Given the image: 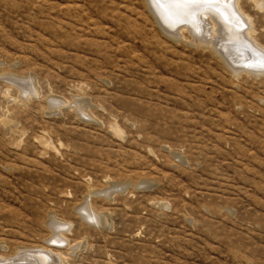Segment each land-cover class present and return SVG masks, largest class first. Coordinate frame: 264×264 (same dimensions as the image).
Listing matches in <instances>:
<instances>
[{"label": "rangeland", "instance_id": "obj_1", "mask_svg": "<svg viewBox=\"0 0 264 264\" xmlns=\"http://www.w3.org/2000/svg\"><path fill=\"white\" fill-rule=\"evenodd\" d=\"M208 1L0 0V264H264V0Z\"/></svg>", "mask_w": 264, "mask_h": 264}, {"label": "bare ground", "instance_id": "obj_2", "mask_svg": "<svg viewBox=\"0 0 264 264\" xmlns=\"http://www.w3.org/2000/svg\"><path fill=\"white\" fill-rule=\"evenodd\" d=\"M172 1V0H171ZM177 1V3H178V1H180L182 4L181 5H183V7H185V8H187V9H190V10H192L191 12H193V11H195V10H199V8H197V6L196 5H194V1L195 0H173V3H175V2ZM198 1V0H197ZM207 1V0H206ZM168 2V1H167ZM201 2V1H200ZM203 2L205 3V0H203ZM207 3V2H206ZM212 5V7L213 6H222L221 8H220V11H222V12H224L225 13V15H226V18L228 19V20H230V22L231 23H233V26L234 27H236V29H243V27H244V25L245 26H247L246 25V22H245V19L239 14V12L237 11V7L239 8L240 7V1L239 0H209L208 1V3H207V5ZM178 5H180V4H178ZM180 5V6H181ZM202 5V4H201ZM205 5V4H204ZM156 6H157V4H156ZM237 6V7H236ZM161 7V6H160ZM205 7V6H204ZM212 7H211V9H212ZM214 8V7H213ZM195 9V10H194ZM206 9V8H205ZM208 9V8H207ZM170 10V9H169ZM172 10V9H171ZM216 10V9H215ZM198 12V11H197ZM216 12V11H215ZM164 13H166V11H164ZM194 14H195V12H194ZM214 14L213 13H210L209 11H202L201 10V12H198V15L195 17V21H194V27L195 28H197L199 31H201L202 32V27H203V24L204 23H207V21H209V19L211 20H213L214 18V22H212L213 24H211V25H209L208 27H204V29L205 28H207V30H210V29H213V31H215L216 29H217V22L220 24L221 23V19L219 20V17L218 18H216V14L213 16ZM219 15V14H218ZM201 16L202 17H205L206 19H202L201 18ZM212 16H213V18H212ZM223 16V15H222ZM182 18V17H181ZM225 18V19H226ZM183 19V18H182ZM186 19V18H185ZM194 19V18H193ZM192 20V19H191ZM211 20V21H212ZM181 21H183L184 22V20H181ZM190 22V21H189ZM170 24H171V22H169ZM227 23V22H226ZM225 23V24H226ZM176 24V23H175ZM185 24V23H184ZM187 24V23H186ZM181 25V24H180ZM205 25V24H204ZM228 25V24H227ZM226 25V26H227ZM243 25V26H242ZM189 26V25H188ZM206 26V25H205ZM221 26V25H220ZM219 26V27H220ZM223 26H224V24H223ZM229 26V25H228ZM231 26V25H230ZM242 26V27H241ZM179 27V26H178ZM222 27V26H221ZM183 28H185V27H183ZM182 28V29H183ZM216 28V29H215ZM230 28V27H229ZM246 28V27H245ZM215 29V30H214ZM220 29V28H219ZM222 29V28H221ZM236 29H234V30H236ZM181 30V29H180ZM192 30H194L193 28H192ZM230 30V29H229ZM232 30V29H231ZM240 30V31H241ZM244 30V29H243ZM247 30V29H246ZM245 30V32H246V35L247 36H250V33L249 32H247ZM205 31V30H204ZM221 31V30H220ZM224 31H226V30H224ZM239 31V32H240ZM250 31V30H249ZM223 31H221V33H222ZM239 32H237V33H239ZM244 32V31H243ZM207 33V32H206ZM226 33V32H225ZM236 33V32H235ZM223 34V33H222ZM227 34V33H226ZM226 34L224 35L225 36V38L227 37L228 38V34H229V31H228V34H227V36H226ZM179 35V34H178ZM237 35V34H236ZM235 35V36H236ZM242 35H243V33H242ZM241 35V36H242ZM223 36V37H224ZM230 36V35H229ZM206 37H208L209 38V35H207ZM221 37H222V35H221ZM220 37V38H221ZM231 37V36H230ZM229 37V39H231ZM238 37V36H237ZM243 37V36H242ZM241 37V38H242ZM218 39V40H221V39ZM239 38H240V36H239ZM235 39H237V38H235ZM243 39V38H242ZM242 39H239V40H242ZM253 39V38H252ZM224 40V39H223ZM214 41H216V39L214 40ZM226 41V40H225ZM224 41V44L226 45V46H224L223 44H221L220 42V45H221V49H219V51H220V53H222L223 55H224V57H226V59H228V61L227 62H238V66H237V64H236V66L235 67H238L239 69L241 68V67H246V69H247V67H249V68H251L252 66H250L251 64L248 62L250 59H253L254 58V60H259L258 62H255V63H259V64H262V62H264V59H262V57L264 58V51L263 50H260V48L258 47V48H254V49H252V48H250L251 47V45H249V46H247V44L246 43H249L248 42V40L247 41H245L246 43H244V42H242V41H240V42H237V41H232V42H225ZM228 41V40H227ZM231 41V40H230ZM204 42H206V44H208L209 42H212V41H210L209 39H206ZM218 42H216V44H217ZM210 44V43H209ZM212 44V43H211ZM214 44V43H213ZM214 46V45H213ZM262 56V57H261ZM225 59V60H226ZM261 60V61H260ZM263 60V61H262ZM252 62V61H251ZM232 63H231V65H232ZM235 65V64H234ZM249 65V66H248ZM257 65V64H256ZM262 66V65H261ZM234 66H233V68H235ZM256 67V66H255ZM258 68V67H257ZM237 70V69H236ZM235 70V71H236ZM242 70V69H241ZM250 70V69H249ZM259 69H256V70H253V71H258ZM264 70V69H263ZM248 72V71H247ZM260 72V71H259ZM27 90V89H26ZM34 90V89H33ZM25 92V91H24ZM23 92V93H24ZM33 93H35L34 91H33ZM33 93H29V92H25V97H27L28 95H30V94H32L33 95ZM32 95H30V97L32 96ZM24 96V95H23ZM28 98V97H27ZM80 214H81V216H82V218L83 219H90L92 222H94V224H96V225H98L99 224V219L94 215V214H92L87 208H83L82 210H81V212H80ZM89 221H87V223H88ZM65 226L66 225H63L62 223H58V222H56L55 220H52L51 221V223H50V228H51V231H52V233H53V240H55V242H59V243H65L66 244V242H65V240H64V238H63V236H62V230L63 231H65V232H68V228H66V230H65ZM66 227H69L68 225L66 226ZM44 252V251H43ZM27 255V254H26ZM25 255V256H26ZM28 255H29V253H28ZM33 255V254H32ZM44 256H46L45 255V253L43 254ZM24 257V256H23ZM42 257V256H41ZM40 257V258H41ZM28 258V257H27ZM42 258H44V257H42ZM41 258V259H42ZM55 258V257H54ZM24 259V258H23ZM33 259V258H32ZM36 259V258H35ZM38 259V258H37ZM36 259V260H37ZM2 261V260H1ZM6 261V260H5ZM59 261V260H58ZM58 261H56V263L58 262ZM13 262V261H12ZM26 261H24V263H25ZM38 262V261H37ZM36 262V263H37ZM15 263H16V261H15ZM19 263V262H18ZM39 263V262H38ZM52 262H51V260H50V258L48 259V258H46V260L45 259H43V261H42V263L41 264H51ZM1 264H4V262L3 263H1ZM10 264V263H9ZM13 264V263H12ZM22 264V263H21ZM25 264H27V263H25Z\"/></svg>", "mask_w": 264, "mask_h": 264}, {"label": "water", "instance_id": "obj_3", "mask_svg": "<svg viewBox=\"0 0 264 264\" xmlns=\"http://www.w3.org/2000/svg\"><path fill=\"white\" fill-rule=\"evenodd\" d=\"M251 60V59H250ZM87 222V221H86ZM89 223H91V222H89ZM91 224H94V223H91ZM94 225H96V224H94ZM69 226V225H68ZM97 226V225H96ZM68 229H69V227H67Z\"/></svg>", "mask_w": 264, "mask_h": 264}]
</instances>
